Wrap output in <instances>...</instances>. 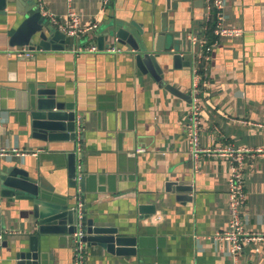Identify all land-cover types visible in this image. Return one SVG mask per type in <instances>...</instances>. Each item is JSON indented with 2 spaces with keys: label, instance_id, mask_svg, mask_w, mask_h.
<instances>
[{
  "label": "crops",
  "instance_id": "1",
  "mask_svg": "<svg viewBox=\"0 0 264 264\" xmlns=\"http://www.w3.org/2000/svg\"><path fill=\"white\" fill-rule=\"evenodd\" d=\"M41 1L54 15L73 10L82 21L97 19V30L82 40L66 37L62 50L18 57L12 51L19 47L9 41L23 17L10 4L0 8V149L5 152L0 162H29L46 199L69 207L84 204L98 224L135 238V256L84 243L85 264H264V243L247 245L234 260L218 237L229 220V163L205 153L194 158L185 135L195 59L203 52L200 146L264 147V128L257 125H264V0H223L224 24L240 27L242 34L216 38L209 27L204 44L191 40L203 36V0H111L104 12L100 0ZM107 20L132 24L154 48L163 35L162 54L178 42L189 62L175 67L167 57L164 78L179 95L148 74L137 75L123 46L115 44L119 52L98 48L97 31ZM92 42L97 51L73 50ZM112 44L108 39L105 47ZM41 84L74 106L78 151L76 138L42 142L28 135L16 110L17 93ZM73 150L75 186L66 159ZM243 189L245 228L264 232V155L247 159ZM27 208L14 201L3 213L0 241L34 230ZM52 238L47 264H72L73 239ZM0 264H14L1 245Z\"/></svg>",
  "mask_w": 264,
  "mask_h": 264
},
{
  "label": "water",
  "instance_id": "2",
  "mask_svg": "<svg viewBox=\"0 0 264 264\" xmlns=\"http://www.w3.org/2000/svg\"><path fill=\"white\" fill-rule=\"evenodd\" d=\"M8 5L13 6V10L23 17L10 36L11 47H23L28 50L65 48L66 36L42 16L36 2L0 0L1 9ZM107 22L97 31L95 42L98 48H105L106 41L112 39L114 42L112 45L119 44L129 52L130 62L137 75L148 74L159 86L179 95L178 90L167 84L164 78L167 57L171 56L175 67L189 62L182 59L178 42V46L170 44L166 49L170 53L162 54L160 41L163 35L158 37L154 48L152 41L147 37L138 36L130 28L132 24L117 20ZM161 63L164 65L161 66ZM61 95L57 89L46 88L43 84L35 88L30 86L22 93H17L16 110L24 117V126L29 130L28 135L31 139L47 142L76 138L74 106L62 100ZM66 159L69 183L75 186L76 152L74 150L67 152ZM37 175L36 169L31 168L29 162L23 166L0 162V229L3 225V213L11 209L14 201H21L24 206L26 205L32 219L35 220L31 233L15 235L13 241L8 237L9 234H6L0 241L1 247L9 249V257L14 260V264H47V249L54 243L52 236L64 238L69 236L73 239V234L79 229L84 243L98 245L117 256L137 254L134 237L119 235L116 227L98 224L94 217L86 215L84 204L78 211L77 205L69 207L68 204H58L46 199L43 185Z\"/></svg>",
  "mask_w": 264,
  "mask_h": 264
},
{
  "label": "built area",
  "instance_id": "3",
  "mask_svg": "<svg viewBox=\"0 0 264 264\" xmlns=\"http://www.w3.org/2000/svg\"><path fill=\"white\" fill-rule=\"evenodd\" d=\"M37 6L41 13L49 18L51 24L61 31L67 38L74 40H82L85 36L97 30L98 20L89 19L82 21L77 13L73 10H68L65 14L54 15L47 11L41 0H37ZM204 14L202 18L201 39L192 35V42H200L204 44L203 38L209 27H212V33L216 38L221 37H237L242 34V29L236 26H229L224 24V1L223 0H203ZM111 0H100L99 12H104L109 6ZM97 46L94 42L89 44H81L74 47L73 50L80 51H97ZM103 50L109 52H119L120 47L115 45H108ZM208 51L209 47L206 46ZM33 50H28L23 47L13 49L18 57L29 58L33 55ZM205 57L203 52H200L195 59V69L191 87V103L189 109V120L185 123V135L189 144V149L194 158H198L200 153L208 155H216L225 158L230 167L227 176L228 189V211L229 220L227 227L219 233L218 237L223 239L228 244V250L234 260L237 259L238 254L247 246L253 243H264V232L250 231L245 228V192L243 189V174L246 167V161L249 158L264 153V147H233L232 145L202 148L199 143L201 124H202V101H201V81L202 75L199 72L202 58ZM264 128L263 124H257ZM79 131L76 132V151L79 150ZM5 154L3 149H0V155ZM36 154V153H33ZM78 211L81 207L77 205ZM80 229L73 234V257L72 264H85V246L81 240ZM2 234L0 233V239ZM255 252H259L258 246L253 247Z\"/></svg>",
  "mask_w": 264,
  "mask_h": 264
},
{
  "label": "trees",
  "instance_id": "4",
  "mask_svg": "<svg viewBox=\"0 0 264 264\" xmlns=\"http://www.w3.org/2000/svg\"><path fill=\"white\" fill-rule=\"evenodd\" d=\"M208 33H209V34H211V33H212V27L209 29Z\"/></svg>",
  "mask_w": 264,
  "mask_h": 264
},
{
  "label": "rangeland",
  "instance_id": "5",
  "mask_svg": "<svg viewBox=\"0 0 264 264\" xmlns=\"http://www.w3.org/2000/svg\"><path fill=\"white\" fill-rule=\"evenodd\" d=\"M262 155H264V153H262Z\"/></svg>",
  "mask_w": 264,
  "mask_h": 264
}]
</instances>
